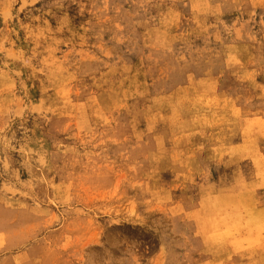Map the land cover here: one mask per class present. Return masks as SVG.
Wrapping results in <instances>:
<instances>
[{
	"label": "rangeland",
	"instance_id": "obj_1",
	"mask_svg": "<svg viewBox=\"0 0 264 264\" xmlns=\"http://www.w3.org/2000/svg\"><path fill=\"white\" fill-rule=\"evenodd\" d=\"M0 264H264V0H0Z\"/></svg>",
	"mask_w": 264,
	"mask_h": 264
}]
</instances>
